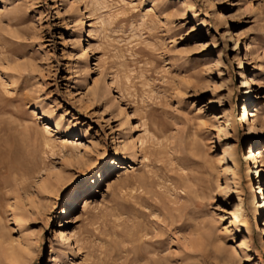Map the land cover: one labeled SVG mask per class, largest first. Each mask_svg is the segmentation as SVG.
<instances>
[{
  "label": "rangeland",
  "instance_id": "obj_1",
  "mask_svg": "<svg viewBox=\"0 0 264 264\" xmlns=\"http://www.w3.org/2000/svg\"><path fill=\"white\" fill-rule=\"evenodd\" d=\"M255 182L264 0H0V264H264Z\"/></svg>",
  "mask_w": 264,
  "mask_h": 264
},
{
  "label": "bare ground",
  "instance_id": "obj_2",
  "mask_svg": "<svg viewBox=\"0 0 264 264\" xmlns=\"http://www.w3.org/2000/svg\"><path fill=\"white\" fill-rule=\"evenodd\" d=\"M237 107V103L236 101L232 103V105L230 106V108L227 110L228 114L231 116L232 114H234V111ZM246 113V112H245ZM229 117V116H228ZM233 118V117H230ZM125 163H119L118 161L114 160L111 161L109 166L104 168L105 171H108L110 169H115V168H127V165H124ZM261 163H260V167H261ZM129 166V165H128ZM130 168V167H129ZM106 173V172H105ZM105 173L104 174H99V176L97 178H95L94 180H92L90 182V184H88L87 187H85L84 189H88L89 191H93L96 189V187L98 188L100 182H102V180L105 177ZM262 174V169L259 168L258 174L259 175ZM257 178H259V176H257ZM257 184V186H253L252 185V189H254V195L252 196V203L254 205V207L257 209L256 212V217H261L262 215H264V186L263 185H259L258 182H255L254 185ZM82 189L78 190V194L81 192ZM75 193V192H74ZM263 196V197H262ZM76 196H73V198ZM76 199V198H75ZM76 205H78V201L77 200H73L69 203L68 207L70 208H74ZM75 209V208H74ZM66 213V212H65ZM258 219V218H257ZM67 223H69V219H66V222L64 225H66ZM65 227V226H64ZM263 234H264V228H263ZM74 235L71 231L69 230H64L60 232V237L61 240L64 241L67 244V251H74ZM77 242V241H76ZM62 243V242H61ZM64 243V245H65ZM77 244V243H76ZM156 263V262H155Z\"/></svg>",
  "mask_w": 264,
  "mask_h": 264
}]
</instances>
